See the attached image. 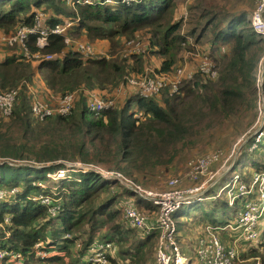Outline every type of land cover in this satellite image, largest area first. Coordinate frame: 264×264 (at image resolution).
Listing matches in <instances>:
<instances>
[{
    "label": "trees",
    "instance_id": "16d2710c",
    "mask_svg": "<svg viewBox=\"0 0 264 264\" xmlns=\"http://www.w3.org/2000/svg\"><path fill=\"white\" fill-rule=\"evenodd\" d=\"M112 1L113 3H105L104 0H93L91 5L80 6L76 12L70 11L69 14L59 4H55V0H0V30L15 29L22 16L26 26H31L33 13L39 10L44 13V24L49 29L61 24L65 19H77L78 22L74 24L71 32L77 39L85 37L88 41H93L122 35L129 39L141 31H146L147 49L143 52L151 49L149 53H154L156 50L152 52V49L156 47L157 54L163 58L159 72L171 71L181 45L187 44L186 39L179 34L181 22L172 20L171 9L174 0H132L128 3H121V0ZM249 18L251 13H242L222 22L210 20L213 30L207 49L222 50V46H225V52L218 60L220 69L215 80H209L216 83L194 84L185 92L189 97L188 103L177 94L166 96L161 93L144 99L135 93L127 98L124 104L116 102L114 106L104 110L99 117L90 115L84 99L80 98L76 105L79 104L75 105L71 114L50 117L43 122L35 121L30 112L31 94L25 83L31 82L37 70L30 61L21 56L19 48L9 49L4 60L0 61V90L18 87L19 92L11 116L0 118L10 119L25 136H29V139L19 141L20 143H12L11 139L0 142V160L4 162L0 166V191L4 192V198L0 199L1 244L25 257L24 264H66L63 254L78 246L79 251L73 254L75 264H92L89 262L88 248L98 247L101 239L117 244L116 254L119 252V244L124 246L130 243V248L127 249H130L128 252L131 257L139 252L142 254L144 246H152L150 243L157 236L156 233L144 236L128 227L122 217L120 219L123 206L130 200L129 195H132V192L117 181L106 180L93 172L69 170L67 177L59 180L56 193L54 192V197L60 200L59 210L55 215L49 214L45 206L34 202L31 197L51 195V189L39 187L38 182L47 179L46 172L54 173L63 168V162L60 161L97 167L119 174L133 184L141 186L158 168L169 170L177 152V145L189 134L186 120L188 112L199 113L203 109L208 110L212 116L227 117L239 106L249 105L253 100L256 108L257 71L260 61L264 58V45L260 35L250 27L247 20ZM202 31L199 29L200 33L196 34L190 30L189 36L196 35L195 41L198 42ZM48 40V47L40 52L42 56L59 54L66 48L63 37L50 35ZM25 46L34 54L38 52L34 37H29ZM129 59L133 60L132 64L127 62ZM129 59H126L129 68L126 69L125 79L136 76L139 72L135 70L136 57L130 55ZM105 61L94 57L83 59L69 51L62 59L41 62L38 69L47 90L55 96H62L77 89H86L93 79H97L99 72H122L123 68L107 64ZM137 65L141 69L142 66ZM103 85L104 82L100 87ZM21 97L27 100V109L23 104L20 106ZM199 103L202 107L197 109ZM132 104L135 105L134 111H130ZM254 142L255 140H251L243 147L247 149ZM30 161L38 165L52 164L46 168L7 164ZM255 167L259 168L257 173L264 174L263 166ZM13 188L17 189L14 195L10 193ZM216 188L214 185L212 192H215ZM101 195L105 196V199L98 205L96 200ZM211 196L214 195H206V200L192 205L199 207L203 202L210 201L208 203L215 207L216 200H210ZM237 201L235 200V205ZM225 206L226 203L223 207ZM181 215L180 208L173 219L177 220ZM262 215L264 217V212ZM6 218L9 222L5 224ZM113 220V228H104ZM52 221H57L59 226L57 230L49 231ZM185 223L187 224L186 220ZM185 223H179L178 230L184 232ZM204 223L200 227L217 225ZM176 224L178 225V221ZM97 230L102 232L98 238L100 240L96 239ZM67 235L69 237L65 238ZM226 235L227 232H220L221 242L226 240ZM83 236L87 238L83 239ZM260 236V245L264 247V228ZM179 238H182V235H176L175 238L181 253L191 257L193 248L189 244H193V241L190 243L187 242L188 239ZM184 243L187 246L183 245ZM36 244H40L41 248L48 246L45 247L49 253L47 258H34ZM41 244L45 246L42 247ZM185 246L189 250L188 254L185 253ZM53 250L57 253L50 255ZM253 252L259 256L258 252L251 251V257H257L252 256ZM114 258L105 256L108 263H113Z\"/></svg>",
    "mask_w": 264,
    "mask_h": 264
},
{
    "label": "rangeland",
    "instance_id": "374dc122",
    "mask_svg": "<svg viewBox=\"0 0 264 264\" xmlns=\"http://www.w3.org/2000/svg\"><path fill=\"white\" fill-rule=\"evenodd\" d=\"M91 1L93 2V0ZM55 4H59L61 8H64L69 14L70 11H76V9L67 6L63 2V0H55ZM259 5L262 6V12L258 14L257 17H259L260 20L262 18L263 25L254 26L253 22H251L250 19L247 20L250 22L249 25L254 32L256 31L253 27L257 28V32L259 33H256L260 35L262 45H264V0H174L171 9V12L173 13L172 20L173 22H181L179 34L186 39L187 44L184 46L181 45L182 47L176 55L175 65L168 73L159 72L161 68V65L159 63L160 61L152 53L141 52L139 50L141 49L144 51L145 49H147L146 31H141V33L136 34L133 38L129 39H127L128 37L124 38V35H122L119 37L115 36L109 39H96L93 41H88L84 38L83 41L86 42H78L80 40L75 38L74 34L72 33L68 34V38L71 43L78 42L75 43V46L85 45L93 48L91 44H97L96 52L92 57L97 59H104L106 60L105 62L107 64H115L118 68H123L120 74H113V70L99 72V76L97 77V79H93L92 83L86 86V89L88 91L100 94L104 101L113 100L114 105L116 104V100H114L113 97L104 96H108L105 95V93L113 94L120 85L125 84L124 82L126 79L124 77L127 76L126 69H128L129 67L126 64V59L124 57L129 53L130 55H134L136 57L135 70H139L136 76L129 77L137 78L147 71L148 73L153 72L156 76H160L161 74L170 75L166 77L165 80H163L164 86L160 88L159 92L163 93V95L168 96L170 95L169 93H172L175 89V94H177L179 98H183L184 101L188 103L189 97H187L185 92L194 84L202 83L206 85L208 83H216V81H209L215 79L211 78L210 73L207 75L203 74L201 72V68L203 65L207 64V68L210 69V67L213 66L216 73H218L220 69V63L218 60L221 55H224L225 52V46H222V50H218L217 48H214L213 50L207 49V43L211 40V31L213 30V23H209L210 20L216 19L215 22H222L242 13H251L252 17L254 14H257L259 12ZM21 18L24 23L23 16ZM206 23H208L210 26H208ZM18 28L19 27H15V29H9L8 31L0 30V53L4 54L5 57L9 53V49L11 48L7 47L8 45L2 39L6 36L13 35ZM202 28H204V31H202ZM199 29L202 31V36L197 39L198 42H196V35L190 37L189 31L193 30L196 34H198L200 33ZM66 49L72 50L68 47ZM150 58H153L156 61ZM137 64H140L142 66L141 69ZM176 69L181 72L180 78L178 77V75H172ZM189 75L191 76V78H188ZM42 80L43 78L41 76H39L38 78L34 77L31 82L27 84V88L29 89L30 94H32L33 100H40L47 105H52L54 104L57 97L51 94L46 88H43L41 86L37 87V82H42ZM103 82L104 85L100 87ZM97 85L100 88H98ZM17 88H9L5 91L0 90V93H7L12 90H16ZM261 91L263 92L262 97L264 100L263 85ZM256 101V108L253 100L249 105L245 104L243 106H239L227 117L212 116L211 113L208 112V110L203 109L199 113L194 111L190 113L188 112V114L186 115V120L188 121L187 127L189 128V134L186 139H184L177 145V152L169 166V170L166 171L163 167L158 168L151 177L147 178L146 183L141 184L140 186H143L142 188L147 192H152L154 194H163L171 190L169 182L172 179H177L179 180L177 186L178 190L189 189L197 186V188H199L198 191L201 190L200 193L197 194V196H203L204 198L206 195H214L209 199L216 200L215 207H213L211 203H208L210 201H208L207 203L203 202L199 205V207H194V205L181 207L182 215L177 220H175L177 235H182L183 238H179L180 240H187L194 234H201L202 231L200 229L202 227L200 226L204 225V222L217 225L226 223L227 221L233 222L237 217H239V213L242 212L243 209H245V206L247 204L254 206V210L257 211V217L255 220V229L258 234L257 238L254 241L249 242L246 241L244 239V236H241L240 233L225 231L228 235L225 236L226 240H222L225 246L229 248H235V250L237 251L238 260L236 264H254L255 260H260V262L264 264V247H261L262 240L260 236V233H262V230L264 228V217L262 215L264 212V174L257 173L259 171V168L255 167H264V137H261L258 143L254 142L250 146L247 145V147L249 146L247 149L243 147L249 141L256 140L261 132L262 134H264V101L262 104L259 103V108L258 100ZM19 103L20 106L21 104H23L24 108L27 109L28 103L27 100L24 99V97L20 98ZM201 107L202 106L199 103L197 109H200ZM134 109L135 105L132 104L130 111H134ZM8 139H11L13 141L12 143H15L23 140L27 141L29 139V136H25L24 132L20 128L16 127L15 124L10 121V119L0 118V142H7ZM0 149H2L1 143ZM241 152L243 153L240 156ZM215 153L220 154V159L209 167V174L199 176V179L195 182L189 181V162L195 161L206 155H213ZM60 162H63V168H59L60 170H57L56 172L54 171L55 173L50 172L53 173L52 175L46 172L45 177L48 174V178L46 177L47 179L44 180L45 182H38L42 184L41 186H44L43 189L53 187V190L49 191L51 195L52 192L56 193V186L59 180H63L67 177L66 172L68 170H73V172L78 171V169H76V167L74 166L75 164L66 163L64 161ZM3 163L4 162L0 160V166H2ZM7 164L9 166L17 165L35 168H46L50 167L52 163H49L48 165H38L30 161L9 162ZM57 164H59V162H57ZM235 176H238L239 178L237 182H235ZM214 185L217 186V189H215V192H212ZM20 187L23 188V186ZM229 190L233 191L229 193ZM119 192L124 193L125 191ZM238 194V198L235 199L238 201L235 205V203L231 200V197ZM32 198H36V196L31 197V199ZM129 198V201L135 203L137 210L145 212L147 215L148 213L154 214L156 211H158L156 209L158 207L151 205V203L145 199H143L145 201L139 199L133 193L132 195H129ZM103 199H105V196H99V198L96 200V204H101ZM204 200L206 199L204 198ZM225 203L227 204V206L223 207ZM231 203L233 204V206L235 205L234 208ZM121 217L122 215H120V219ZM114 220L116 223L117 216ZM114 220L113 222L109 221L104 228H113L115 226ZM185 220L187 224L185 223ZM209 220H211V222ZM176 221H178V225L176 224ZM183 222L185 223L183 229L184 232L178 230L179 223L182 224ZM58 226L59 223L57 221H52L49 226V231L57 230ZM3 228L6 229L5 225H3ZM202 229L204 230V228ZM101 234V230H97L96 239H98ZM86 238L87 236H83V239ZM130 238L132 239L133 236H130ZM153 239V242L150 243L152 244V246H144L142 249V254L139 252L136 256L132 257L128 252V250L130 249H127L130 248V243H127L124 246L119 244V252L115 255L113 263H104L103 261H101V263L98 264H154V248L156 247L155 243L157 236ZM104 241L105 240L101 239V241H99V245ZM78 243L80 244L79 241ZM43 245L41 244L42 247ZM183 245L186 244L184 243ZM45 247L48 248V246ZM45 247L36 250L35 253L33 252L34 258L40 260L47 258L49 253ZM77 248H70L68 252L64 253L65 255L63 254V260L66 264L76 263V259L74 258L73 254L74 252L79 251V246ZM88 249V254L91 257L97 256V253H93V251H95L93 247ZM251 251L258 252L259 256L258 254L254 255L253 252L252 256L257 257H251L249 255ZM133 252L135 253L136 251L133 250ZM56 253L57 251L53 250L52 252H50V255ZM91 253L93 254L91 255Z\"/></svg>",
    "mask_w": 264,
    "mask_h": 264
},
{
    "label": "built area",
    "instance_id": "2783aa9c",
    "mask_svg": "<svg viewBox=\"0 0 264 264\" xmlns=\"http://www.w3.org/2000/svg\"><path fill=\"white\" fill-rule=\"evenodd\" d=\"M129 1L132 0H121V3H128ZM63 2L67 6H70L76 10L80 6H88L92 4L91 0H63ZM104 2L113 3L112 0H104ZM258 11L259 12L257 14H254L251 18H249L251 22H253L254 26L263 25L262 18L260 20V18L257 17L258 14L262 12L261 5H259ZM44 21V13L39 10L34 11L31 18V26L27 27L25 21L23 23L22 18H20L18 26L19 28L15 31V33L11 36L4 37L2 40L8 45L7 47L9 48H19L21 56L26 61L30 62H49L55 58L63 57L65 53L62 51L59 54L44 56L40 55L39 53L32 54L25 46V43L29 37L35 38V46L39 51L45 50L49 45V36L55 35L63 37L66 48H71L72 51L76 52L84 59L92 58V56L95 54L96 51L90 46H75V43L81 41L75 43L70 42L67 33L72 29L74 24L78 22L77 19L74 21L65 19L61 24L55 25V27L52 29L47 28L44 24ZM253 28L256 32L258 31L256 27ZM139 50L143 52V50ZM201 72L205 75L210 73L211 78L215 79L216 77V71L213 66L209 69L207 68V64H205L202 66ZM172 75H178L180 78L181 72L176 69ZM168 76L170 75L161 74L160 76H156L153 72H145L137 78H126L124 83L128 87L134 88L135 93L138 94L139 97L149 99L150 97L159 95L161 93L159 90L162 86H164L163 80H165V78ZM263 77L264 58L260 61L257 71L256 87L258 91V108L259 103L262 104L264 101L262 97L263 92L261 91ZM188 78H191V76L189 75ZM25 87L27 88V83H25ZM174 91L175 89L169 94H175L176 92ZM18 92L19 88L7 93H0V116L4 118L11 116L17 100ZM55 97L57 98L54 104L47 105L40 100H33V96L31 94L30 112L35 121L43 122L50 117L67 116L71 114L80 98L84 99L87 112L94 117H99L104 110L114 106L113 100L104 101L99 94L83 88L75 92L72 91L63 94L62 96ZM263 135L264 134L261 132V134L256 139L257 141L255 140V143H258L260 138L264 137ZM219 159L220 154L215 153L213 155H206L195 161L189 162L188 166L190 171L188 172V180L195 182L199 179V176L208 175L209 167ZM74 166L76 169H78V171L93 172L106 180L117 181L129 190H133L132 193L135 194V196H137L139 199H145L149 201L151 205L158 207L156 208L158 211H156L154 214L148 213L147 215L145 212L137 210L135 203L128 201L122 209V220L128 227L140 232L144 236H149L152 233H156L157 240L154 264H236L238 260L237 251L235 248H229L225 246L223 242H221L219 236L220 232L222 233L228 230L231 232L240 233V235L244 236V239L249 242H252L257 238L258 234L255 229L257 211L254 210V206L247 204L245 209L239 213V217H237L233 222H226L223 226H205L203 230V236L198 238L197 245L192 256H184L182 255L180 247L175 239L177 235V227L173 217L182 206H190L193 202H201L204 200L203 196H197V194L201 191H198L199 188H197V186L189 189L178 190L177 186L179 180L172 179L169 182V186L171 188L169 192L163 194H154L152 192H147L142 187L124 179L119 174L107 172L93 166H84L80 164H75ZM67 172H69V170ZM50 174L52 175L53 173ZM46 177L48 178V174ZM234 178H236L235 182L239 180L238 176H235ZM41 185V183H38L39 187L44 188V186ZM50 189L53 190V187ZM232 191L233 190H229L228 192L231 193ZM16 192L17 190L15 189L10 191L12 195L16 194ZM54 195V192H52V195L38 196L36 198H32V200L45 206L49 214L55 215L59 210L60 200L55 198ZM238 196L239 194L234 195L231 197V200L235 203L234 200L237 199ZM2 198H4L3 190L0 191V199ZM8 222L9 219L6 218L5 224ZM6 235L8 236V234ZM68 237V235L65 236V238ZM34 248L35 250L33 252L35 253L36 250L41 248L40 244H36ZM94 250L95 251H93V253H97V256H90L89 262L92 264H98L101 263V261L107 263L105 256L114 258L117 248L111 242H104L98 247H94ZM93 253H91V255ZM24 260L25 257H23L20 253L14 251L13 249H9L7 246L4 247L0 242V264H24ZM254 264H262V262H260V260H255Z\"/></svg>",
    "mask_w": 264,
    "mask_h": 264
},
{
    "label": "crops",
    "instance_id": "0c3cea01",
    "mask_svg": "<svg viewBox=\"0 0 264 264\" xmlns=\"http://www.w3.org/2000/svg\"><path fill=\"white\" fill-rule=\"evenodd\" d=\"M24 18V17H23ZM25 19V18H24ZM25 21V20H24ZM30 23H31V20H30ZM19 26V25H18ZM71 30H73V29H71ZM71 30L70 31H68V33H67V36H68V34L69 33H71ZM15 33V32H14ZM61 37V36H60ZM84 38L85 37H83V38H79V40L80 41H83L84 40ZM86 39V38H85ZM83 42H86V41H83ZM92 46H93V49L96 51V48H97V44H91ZM122 45H123V41H122ZM36 47V46H35ZM37 49V48H36ZM38 50V49H37ZM156 50V51H155ZM30 51V50H29ZM64 51V56L66 55V53L67 52H74V51H72V50H68V49H64L63 50ZM151 51V49H149L148 50V52H150ZM155 51V52H154ZM31 52V51H30ZM40 52L41 51H39L38 50V52L37 53H35V54H40ZM152 52H154V53H152L155 57H157L158 58V60L160 61L159 63H160V65H161V62H162V58H161V56H159V54H157V48L155 47V48H153L152 49ZM32 54H34L33 52H31ZM74 53H76V52H74ZM77 54V53H76ZM41 55V54H40ZM79 55V54H78ZM64 56L63 57H61V58H55V59H62V58H64ZM80 56V55H79ZM129 57H130V54L128 53V54H126V56L124 57L125 59H129ZM4 58H5V56H4V54H2V53H0V61H3L4 60ZM82 58V57H81ZM84 59V58H83ZM150 59H153V58H150ZM153 60H155V59H153ZM156 61V60H155ZM32 62V61H31ZM129 64H132V62H133V60H131V59H129L128 61H127ZM39 64H41V63H38V62H33L32 63V65L34 66V68H36V72L34 73V76H33V78L35 77V78H38L39 76H41V73H40V71H39V69H38V66H39ZM148 72V71H147ZM36 80V79H35ZM39 86H41V87H43V88H46L47 89V87L45 86V83L43 82V80H42V82H37V87H39ZM133 90V91H132ZM133 94H135V89L134 88H132V87H128L126 84H124V85H120L119 87H118V89L113 93V94H106L105 93V95H108V96H104V97H113L114 98V100H116V102L117 103H119V104H124L125 103V100L127 99V98H129L130 96H133ZM100 95V94H99ZM79 104V103H78ZM77 104V105H78ZM76 105V106H77ZM212 189V188H211ZM210 189V190H211ZM217 189V188H216ZM227 222H229V221H227ZM224 224V223H223ZM222 224V225H223ZM201 231H202V233L201 234H197V235H193L192 237H189V239L187 240V242H192L193 241V244H189V246H191L192 248H193V251H194V249H195V247H196V245H197V240H198V238L199 237H201V236H203V229L201 228L200 229ZM187 242H186V244H187ZM187 246V245H186ZM185 246V253L186 254H188L189 253V250L187 249V247ZM188 246V247H189ZM192 254H193V252H192Z\"/></svg>",
    "mask_w": 264,
    "mask_h": 264
},
{
    "label": "water",
    "instance_id": "95a60500",
    "mask_svg": "<svg viewBox=\"0 0 264 264\" xmlns=\"http://www.w3.org/2000/svg\"><path fill=\"white\" fill-rule=\"evenodd\" d=\"M131 192H133V190L130 189Z\"/></svg>",
    "mask_w": 264,
    "mask_h": 264
}]
</instances>
